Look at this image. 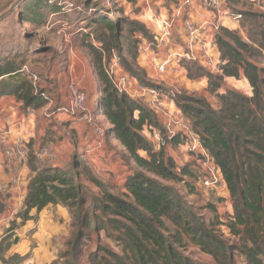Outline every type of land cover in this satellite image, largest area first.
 Listing matches in <instances>:
<instances>
[{"label":"trees","instance_id":"obj_1","mask_svg":"<svg viewBox=\"0 0 264 264\" xmlns=\"http://www.w3.org/2000/svg\"><path fill=\"white\" fill-rule=\"evenodd\" d=\"M226 1L230 7L240 0ZM77 4L76 1L74 5ZM81 4L93 10L86 18L87 31L83 34L93 35L98 42L97 47L86 41L82 45L94 71L97 92L94 105L90 106L99 110L110 125L104 130V139L105 135L114 137L125 150L121 159L130 174L121 188L123 191L113 194L107 184L83 165L81 172L101 194L91 197L88 205L75 167L53 168L28 152L29 182L18 219L24 223L30 219L32 210L40 212L48 205L66 207L73 230L66 250L59 256L64 264H84V248L88 242L94 235L101 240L100 233L109 229L115 234L114 243L121 246V252L101 247L110 260L105 254L97 256L93 251L87 256V264H192L179 250L185 241L198 247L216 264H238V257L243 258L244 264H264V70L253 61L264 57V13L251 9L237 11L246 40L238 31L219 29L216 44L223 62L221 75L186 62L203 73L204 76L192 79L205 77L211 93L221 89L225 78L238 79L242 74L251 88L250 97L227 89L217 95V108L206 98L193 94L177 93L173 99L175 107L189 120L201 148L218 168L220 182L229 195L230 213L225 221L213 223L196 214L173 186L185 183L184 178L193 171L189 169L190 163L177 164L166 149L186 146L188 137L176 134L168 139L155 113L143 100L119 93L105 71L107 60L114 54L138 84L155 87L137 65L139 50L138 54L128 51V57H122L124 19L104 16L88 0ZM45 11L60 12V8L49 0H23L19 4V23L42 24ZM130 25L147 41L152 39L140 22L131 21ZM5 54L0 57V78L6 76L0 81V96L14 97L23 109L45 107L48 98L44 91L38 88L29 71L21 69L26 61L23 52L9 49ZM149 130L160 133L163 138L158 149L146 136ZM200 157L204 158L199 154L196 160ZM198 181L197 178L195 182ZM220 225L226 233L217 231L216 226Z\"/></svg>","mask_w":264,"mask_h":264},{"label":"crops","instance_id":"obj_2","mask_svg":"<svg viewBox=\"0 0 264 264\" xmlns=\"http://www.w3.org/2000/svg\"><path fill=\"white\" fill-rule=\"evenodd\" d=\"M178 1L132 0L127 5L131 18L143 24L151 36L158 32L159 20L175 17L171 44V49L175 50L184 48L183 19L189 16L194 23L198 24L209 16V13L201 8L199 1L192 4L188 15L179 9ZM220 1L224 2L229 12V17L222 19V26L238 31L243 40H246V33L240 28V22L230 17L232 14L230 10L236 9V6L229 7L226 0ZM248 1L252 5L251 10L264 13V0ZM53 15H60V13H50L49 16ZM140 36L142 44L136 62L138 67L145 72L146 78L156 86L161 83L170 85L174 81H178V75L185 73V69L179 63L172 64L162 76H159L155 66L159 60L164 58L165 54L161 50H148L145 47L148 41ZM27 52V54L23 53L26 61L21 69L29 71L30 75L34 76L36 85L44 91L48 103L39 110L23 109L22 103L14 97L0 96V203L2 205L0 211V264H22L24 260L28 259L32 261V264H53L55 262L64 264L65 261L59 256L66 250L73 230L68 209L62 205H48L40 212L32 210L29 214L30 219L21 223L18 215L23 210L30 172L27 162L18 164L10 161L5 155V147L22 143L27 153L31 152L36 156L40 145L48 144L54 152V161L40 160L44 164L60 170H67L73 166L78 173L85 165L99 181L105 183L112 179L121 188L130 171L121 159V154L125 153V150L114 137L105 135V139H98L93 133L92 125L77 116L70 115L65 110L68 107L67 89L70 83H77L88 97L96 95L94 93V77L91 74L85 49L82 46H71L68 50L56 48L55 51H51L41 50L39 46L34 50L28 49ZM5 55V51L0 50V57ZM194 56H198V53L195 52ZM186 61L195 63L210 73L202 62ZM4 79L6 76L0 78V81ZM196 79L198 84L206 85L207 83L205 77ZM224 80L230 82L232 90L243 92L247 97L252 95L250 89L246 91L249 84L242 74L238 79L225 78ZM133 84L136 85V83ZM135 88V86H131L132 90ZM202 97L206 98V95ZM143 101L152 110L148 100L143 99ZM165 102L169 109L175 106L174 102L171 101V103L170 100H165ZM211 106L216 108L218 105ZM91 107L87 106L89 118L93 120L95 117L99 123H103L104 130L109 129L110 125L105 117L101 114L92 115ZM156 117L160 122V118ZM147 133V138L156 148ZM166 152L177 164L187 163L192 158L190 154L188 155L187 146L179 145L173 149L168 147ZM121 191L123 190L121 189ZM225 198L230 203L228 192ZM89 201L91 202L90 198ZM222 232L225 233L226 229ZM113 248L117 252H121V246L115 243ZM179 250L192 264H201L203 259L210 264H216L210 256L202 253L198 247L188 241H185L184 246ZM237 263L244 264L243 258L238 257Z\"/></svg>","mask_w":264,"mask_h":264},{"label":"rangeland","instance_id":"obj_3","mask_svg":"<svg viewBox=\"0 0 264 264\" xmlns=\"http://www.w3.org/2000/svg\"><path fill=\"white\" fill-rule=\"evenodd\" d=\"M16 0H0V13L4 11L9 5L14 3ZM78 2L77 6L74 5L75 2ZM82 1L86 0H70V4L74 5V8H70L67 13H60V15H53L49 16L50 12L45 11V16L43 18L44 23L37 24V23H19V4L12 10L10 14H8L2 21H0V50L6 52V50L14 49L15 51L21 50L23 53H28L27 50H34L37 49L39 46L40 48L43 47L44 49H48L51 51H55L56 48H60V50H68L71 46L72 47H81L86 43H90L94 47H97V41L93 35L91 36H84L87 30L86 26V18L85 8L82 7ZM91 5L96 7V9L102 13L104 16L110 18L121 17L124 19L123 23V31H122V43L124 44L122 57L127 58V52H133L138 54V48L141 46V40L139 36L141 35L139 32H136L132 25H130L131 21H136L131 18L127 3L130 0H88ZM236 9H231L230 12L232 14L237 15V11H244L251 9L252 5L248 0H240L236 5ZM63 17V18H62ZM242 21L241 18L239 22ZM74 23V24H72ZM149 32V31H148ZM148 35H151L150 32ZM142 39L147 40V38L140 36ZM72 40V41H71ZM152 41V39L150 40ZM5 48V49H4ZM29 55V54H28ZM107 57V56H106ZM112 58V56H111ZM120 58V57H119ZM33 59V58H31ZM107 59V58H106ZM110 60V59H109ZM107 60L106 64L109 63ZM119 60V59H118ZM182 62V68L184 67L185 73L178 75V81H174L170 85H161L156 86L159 91L163 94V99L166 101L173 100L177 93H187L193 94L197 96L206 95V100L210 105L217 106L219 105L217 95L223 94L227 89L232 90L230 82L222 81L221 89L215 93L210 92V88L208 86V80L206 85L205 84H198L197 79H192L194 76H204L202 72L197 71L194 65L186 64V60H180ZM254 62L258 64V66L264 70V57L254 58ZM121 60H119V63ZM88 63L90 65V60L88 58ZM121 65V63H120ZM180 65V62H179ZM122 66V65H121ZM123 68V67H122ZM27 69V68H26ZM124 69V68H123ZM28 70V69H27ZM188 70V71H187ZM94 71L91 68V74ZM153 76V74H152ZM264 79V75H263ZM36 80V79H34ZM149 82L152 83L150 79L147 78ZM93 83V82H92ZM95 83V80H94ZM249 88H246V91ZM264 91V85L262 86ZM245 92V90H243ZM96 92V87L94 90ZM240 94L244 95L243 92H239ZM246 93V92H245ZM94 98L93 101L94 102ZM218 102V104H217ZM145 105V101H143ZM94 105V103H93ZM218 107V106H217ZM216 107V108H217ZM92 108V107H91ZM65 110L70 114L68 107ZM100 114L99 110L95 109L92 110V115ZM71 115V114H70ZM52 116V115H51ZM49 116V117H51ZM79 116V115H78ZM93 122H95L99 128L103 129V123H99L95 117H93ZM53 126V125H50ZM155 131L149 130L148 136L154 142L153 135ZM104 139V138H103ZM189 140H187L188 142ZM155 143V142H154ZM153 145V144H152ZM49 147L48 144L40 145L42 147ZM190 147L188 142L187 148ZM158 149V147L156 146ZM185 152V151H184ZM193 155H190L191 161L187 162L190 163L189 169H191L192 175L186 176L184 178L185 183H176L173 186L178 190V192L182 195V197L189 203L193 209V211L202 217L206 222H213L216 223L218 220L225 221L227 217V213H230V203L225 197L227 195V191L220 182V177L214 174L215 172L214 167L210 165V163L206 160V158L200 157L197 161L196 157L199 155L198 150L193 151ZM197 153V154H196ZM183 154V153H182ZM190 153H188L189 155ZM190 159V158H188ZM197 161V162H196ZM182 163V162H181ZM186 163L179 165H184ZM198 166L196 167V165ZM214 171V174H212ZM77 172V170H76ZM77 176L79 179L80 184L83 187V191L86 193L88 199L91 197L101 196L99 190L90 182H88L83 175L82 172L78 173ZM198 178V182L197 178ZM196 179V180H195ZM210 181V185H204L205 180ZM195 180V181H194ZM109 186V192L113 194H119L121 187L117 184L116 181L109 179L105 182ZM95 195V196H94ZM90 201L88 202V205ZM213 207V208H211ZM216 225V224H215ZM217 231H225V227L220 225L216 226ZM224 234V232H222ZM226 233V232H225ZM110 236V237H109ZM101 240H97L96 236L94 235L92 240L88 242L86 248H84L85 255L83 258L84 264H87V256L88 254L94 253L98 256L104 255L103 251H101V247L108 248L113 252L116 251L114 247V237L115 234L112 230H107V232H103L101 234ZM101 242V245L98 243ZM98 247H100L98 249ZM117 252V251H116ZM119 253V252H117ZM106 255V254H105ZM107 259L110 260V257L106 255ZM210 264L205 259H203V263L201 264Z\"/></svg>","mask_w":264,"mask_h":264},{"label":"built area","instance_id":"obj_4","mask_svg":"<svg viewBox=\"0 0 264 264\" xmlns=\"http://www.w3.org/2000/svg\"><path fill=\"white\" fill-rule=\"evenodd\" d=\"M69 1L70 0H49L50 3H57L60 8V13H67L70 8H74V5L72 3L70 4ZM196 1L200 2L201 8L206 10L209 13V16L198 24L194 23L189 16H186V18L183 19L182 24L185 38L184 48L175 50L171 49L175 17L159 20L158 32L152 36V41L146 43L145 47L148 50H161L165 54L164 58L159 60L155 66L156 72L159 76H162L172 64L177 65L180 60L194 62L200 61L210 73L214 75L222 74L221 67L223 62L217 50L216 35L219 29L223 27L222 19L229 17V12L227 11L224 2L220 0H179V9L183 10L185 14L188 15L190 7ZM85 14L87 15L85 18L89 17L93 14V10L85 9ZM230 17L238 21L240 19V15L231 14ZM195 52L198 53V56L196 57L194 56ZM105 71L119 93H125L132 99L136 100H148L152 111L158 116V118H160V123L168 139L176 134L186 135L190 144V147L187 148V152L192 153L193 151L198 150V154H202L210 165L214 167L215 172L217 171V174H214V171H212V174L218 176V168L213 165L206 152L201 148L199 139L192 133L189 120L183 116L175 106L170 109L167 108L165 99H163L164 96L156 85L155 87H144L138 84L136 80L131 78L127 72H125L119 63L118 58L114 54L109 60V63L106 64ZM133 83H136V85ZM131 86H135L136 88L132 90ZM67 91L68 109L70 114L77 116L79 119L92 125L94 135L98 139L103 140L104 129L99 128V126L89 118L87 113V106L94 103L92 101L95 97H88L86 92L77 83H70ZM171 101L173 102V100H170V102ZM153 139L155 145L159 148L163 143V138L160 133L155 132ZM5 155L14 163L25 164L27 162V151L22 143L6 146ZM36 157L39 160L52 162L54 161V152L50 147L45 146L39 149ZM204 185L209 186L210 181L208 179L205 180ZM22 264H32V261L29 259L24 260Z\"/></svg>","mask_w":264,"mask_h":264},{"label":"water","instance_id":"obj_5","mask_svg":"<svg viewBox=\"0 0 264 264\" xmlns=\"http://www.w3.org/2000/svg\"><path fill=\"white\" fill-rule=\"evenodd\" d=\"M23 0H16L14 3L9 5L4 11L0 13V21L4 19L8 14L12 12V10L17 6V3L22 2Z\"/></svg>","mask_w":264,"mask_h":264}]
</instances>
